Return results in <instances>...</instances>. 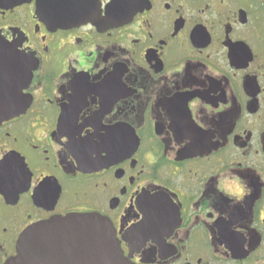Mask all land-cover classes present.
Returning <instances> with one entry per match:
<instances>
[{
	"label": "flooded vegetation",
	"instance_id": "af4514ba",
	"mask_svg": "<svg viewBox=\"0 0 264 264\" xmlns=\"http://www.w3.org/2000/svg\"><path fill=\"white\" fill-rule=\"evenodd\" d=\"M0 40V264L88 212L134 264H264V0H0Z\"/></svg>",
	"mask_w": 264,
	"mask_h": 264
},
{
	"label": "water",
	"instance_id": "95a60500",
	"mask_svg": "<svg viewBox=\"0 0 264 264\" xmlns=\"http://www.w3.org/2000/svg\"><path fill=\"white\" fill-rule=\"evenodd\" d=\"M0 40V121L28 106L24 92L32 70L22 56ZM5 264H134L120 249L112 223L96 213L66 214L24 229Z\"/></svg>",
	"mask_w": 264,
	"mask_h": 264
}]
</instances>
